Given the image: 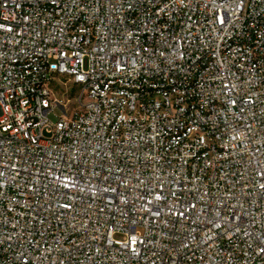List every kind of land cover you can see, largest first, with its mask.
Returning a JSON list of instances; mask_svg holds the SVG:
<instances>
[{
	"label": "built area",
	"instance_id": "built-area-1",
	"mask_svg": "<svg viewBox=\"0 0 264 264\" xmlns=\"http://www.w3.org/2000/svg\"><path fill=\"white\" fill-rule=\"evenodd\" d=\"M0 264H264V0H0Z\"/></svg>",
	"mask_w": 264,
	"mask_h": 264
},
{
	"label": "rangeland",
	"instance_id": "rangeland-1",
	"mask_svg": "<svg viewBox=\"0 0 264 264\" xmlns=\"http://www.w3.org/2000/svg\"><path fill=\"white\" fill-rule=\"evenodd\" d=\"M85 68L87 69L88 68V62L86 60L85 62ZM65 83H67V88L63 89V88H60V87H57L56 88V91H58V96L59 98H61L64 102H68V105L70 108H72L75 103H76V97L78 95L77 93V89L75 87H72V83L70 81H65ZM66 109V108H65ZM64 113V110L61 106H56L54 107L50 112H49V119L52 123H56L59 118L63 115ZM115 238L117 240H123L124 237L120 234H117L115 236Z\"/></svg>",
	"mask_w": 264,
	"mask_h": 264
}]
</instances>
